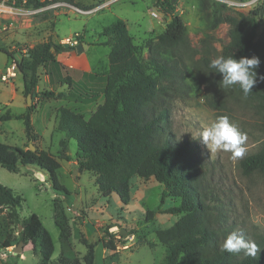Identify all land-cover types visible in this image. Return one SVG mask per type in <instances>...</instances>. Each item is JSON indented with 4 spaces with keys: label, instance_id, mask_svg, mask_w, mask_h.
<instances>
[{
    "label": "rangeland",
    "instance_id": "374dc122",
    "mask_svg": "<svg viewBox=\"0 0 264 264\" xmlns=\"http://www.w3.org/2000/svg\"><path fill=\"white\" fill-rule=\"evenodd\" d=\"M108 1H113L108 8L92 15H64L60 11L50 20L38 17L20 21L15 29L0 36V48L7 53L0 51V110L5 114L3 104L10 103L8 109L11 113H25L26 104L29 105L27 97L24 96L25 101L22 98L23 82L19 76L9 83L1 81V75L13 61L11 56L18 61L24 56L22 52L12 53L14 47L27 52L37 45L51 42L67 49L61 40L75 33L83 35L90 45L85 53L93 67L92 77L84 78L81 74L77 77L74 70L68 67V62L62 74L64 80L73 79L74 83L80 80L79 85L92 88L95 94L102 89L93 76L109 70L111 47L105 44L109 39L102 36L106 28L118 21L126 23L139 57L147 62L148 42L157 41L173 15L181 17L187 28L186 42L180 49L183 75L179 79L180 85L177 84L170 97L169 129L176 139L196 143L198 154L209 168V172L199 180L204 189L201 192L220 195L221 209L224 210L220 219L227 222L231 233L242 234L259 250L264 245V177L243 175L240 162L258 152L264 143V101L245 98L234 86L221 88L220 80L202 66V59L221 57L224 46L230 42L231 28L224 22L227 16L240 18L262 6V17L259 18L262 26L264 0H173L166 11L161 10L157 0H73V4L89 9ZM152 12L158 13L159 18H154ZM168 58L173 59L174 56L169 55ZM40 73V88L36 93H56L58 84L52 86L54 91L51 90V86L44 81L46 69L42 68ZM68 82L63 87L58 86L57 90L74 96ZM79 85L75 84L77 88ZM13 89L17 94L14 101ZM36 98L40 102L33 115V136L37 141L29 142L24 122L12 119L2 122L0 143L16 148L32 144L35 150L43 149L41 151L55 157L67 154L69 160L60 161L62 167L58 171V179L68 192L54 190L48 173L36 166L19 165L15 172L0 166V184L22 199L21 206L17 208L0 206V264H40L42 261L39 252L31 247L32 234L26 227L32 215L39 217L53 239L55 252L51 264H63L65 259L72 264L82 259L87 253L85 240L95 244L96 264H108V257L112 255H117L113 264H166L168 249L159 243L156 233L172 227L181 218L180 215L165 213L179 206V200L166 198L162 203L164 187L154 179L139 177L131 181V202L128 206H124L116 194L102 197L95 185L94 175L79 172L77 164L73 163L77 152L76 141L65 137L57 128L60 110L76 107L78 103L63 100V97L41 102L36 96L34 99L31 97V105ZM99 98L101 96L92 97V100H98L93 106L79 109L86 118L99 105ZM221 116H227L240 132L246 134L242 158L233 160L231 153L224 151L211 153L199 141V132ZM62 141L65 143L61 144ZM151 212L153 216L148 218ZM122 231L126 234L123 235ZM130 237L134 238L132 242ZM103 240L113 241L114 250L104 249ZM8 244L11 247H6ZM127 246L129 248L125 249ZM178 264H183L182 258Z\"/></svg>",
    "mask_w": 264,
    "mask_h": 264
},
{
    "label": "trees",
    "instance_id": "16d2710c",
    "mask_svg": "<svg viewBox=\"0 0 264 264\" xmlns=\"http://www.w3.org/2000/svg\"><path fill=\"white\" fill-rule=\"evenodd\" d=\"M67 1L73 4V0ZM172 1L157 0V5L166 11ZM262 11L261 6L240 18L227 16L224 19L230 25L231 39L224 46L221 57L237 60L259 58L257 83L247 97L264 101V79H261L264 77V24L261 26L259 21ZM186 31L182 18L173 15L157 41L148 42L149 60L146 62L139 57L126 23L118 21L106 28L102 36L108 37L112 44L109 72L98 83L102 91L95 94L92 88L85 85L77 88L72 85L71 79L57 77L63 68L58 57H67L74 49H64L51 42L37 45L29 49L18 64L23 94L26 97L31 95L32 99L39 96L43 100L65 97V93L52 91L36 93L39 69L52 66L53 72L49 73L52 85L69 81L71 91L77 97H104L102 104L89 118L69 108H62L58 129L68 139L76 141L77 169L94 175L95 185L102 197L116 194L121 203L128 206L131 202V181L139 177L154 179L164 187L162 203L166 198L179 200V206L165 213L180 215L181 218L172 227L156 233L159 243L168 249L166 264H178L181 258L183 264H264V245L256 250L255 255L244 251H221V245L231 231L227 222L220 219L224 212L220 195L201 192L204 189L199 180L209 172V168L198 154L196 143L176 139L169 129V101L183 75L180 49L186 42ZM110 42L105 44L109 45ZM0 51L6 53L1 48ZM169 55L174 58L169 59ZM211 60L203 58L202 66L221 81L222 76L209 68ZM234 87L243 95L238 85ZM33 109L32 104L26 114L17 117L24 122L29 142L35 140L30 123ZM62 160H69L67 154L55 157L37 148L30 151L29 144L25 148H16L0 143L2 168L15 172L19 165L36 166L48 173L54 190L67 193L58 179ZM240 168L245 176L258 174L264 177V143L258 152L241 160ZM21 203L19 196L0 184V206L17 208ZM151 216L153 212L148 214V218ZM26 227L32 234L31 247L41 255L42 264H51L55 246L50 233L37 215L30 216ZM102 244L107 250L115 248L113 241L103 240ZM84 245L87 253L72 264H96L95 244L85 240ZM116 256H109L108 264H113ZM63 264H70V261L65 259Z\"/></svg>",
    "mask_w": 264,
    "mask_h": 264
},
{
    "label": "clouds",
    "instance_id": "9594fccd",
    "mask_svg": "<svg viewBox=\"0 0 264 264\" xmlns=\"http://www.w3.org/2000/svg\"><path fill=\"white\" fill-rule=\"evenodd\" d=\"M260 65L257 57L235 59L232 57H219L211 60L209 68L222 76L221 88H230L238 85L246 98L257 83L256 69ZM261 79H264L262 77ZM199 141L207 147L211 153L224 151L231 153V158L237 160L245 154L243 147L247 140L246 134L240 132L232 124L227 116L219 117L211 126L199 132ZM257 245L253 241L245 240L242 234L230 233L221 245V251L255 255Z\"/></svg>",
    "mask_w": 264,
    "mask_h": 264
},
{
    "label": "built area",
    "instance_id": "2783aa9c",
    "mask_svg": "<svg viewBox=\"0 0 264 264\" xmlns=\"http://www.w3.org/2000/svg\"><path fill=\"white\" fill-rule=\"evenodd\" d=\"M112 2L113 1H108L96 7L83 9L69 3L67 0H0V36L15 29L17 23L20 21H31L38 17L50 20L60 11H62L63 13L61 14L64 15L68 13L92 15L108 8ZM151 15L154 18H159L156 12H152ZM83 40V35L75 33L61 40V44L76 50V48L83 43ZM11 52H22V54H25L26 50H20L14 47ZM19 62L20 61L13 57L11 65L7 66L5 73L1 75V81L3 83H9L10 80L18 77ZM129 240L132 242L134 238L130 237ZM124 248L128 249L129 247L127 246Z\"/></svg>",
    "mask_w": 264,
    "mask_h": 264
},
{
    "label": "crops",
    "instance_id": "0c3cea01",
    "mask_svg": "<svg viewBox=\"0 0 264 264\" xmlns=\"http://www.w3.org/2000/svg\"><path fill=\"white\" fill-rule=\"evenodd\" d=\"M108 38V37H107ZM109 39V38H108ZM109 42H110V40H109ZM106 43H108V41H106ZM83 45L84 44H87L86 42H85V40L83 41V43H82ZM88 45V47L87 48H84V50H83V52L81 53V54H78L77 52H76V50L75 51H72L67 57H65V56H59L58 58H59V61H60V64L63 66V68L62 69H60V73L59 74H57V77H59V79H62V78H64V75L62 74V72L65 70V66H67V65H65L66 64V62H68L69 63V65H68V67L70 68V69H72V70H74V73H75V75H77V77H79V75L81 74V76L82 77H92L91 76V74H93V73H91L92 72V70H93V67L91 66V64L88 62V59H87V56H86V51H88L89 49H90V45L89 44H87ZM107 46H109V47H111L112 48V44H111V42L109 43V45H107ZM67 58V59H66ZM64 59H66V61H64ZM42 68H44V67H41L40 69H39V83H38V86H37V88H36V90L38 89L39 90V88H40V81H41V73H40V70L42 69ZM53 67L51 66V67H48V69H46V68H44V69H46V75H45V79H44V81L49 85V87L51 86V90H53L54 91V89H52V83H51V81H50V78H49V73L50 72H53V69H52ZM108 72H109V70H107V72H105V73H98V74H95L94 76H93V79H96V80H98L99 81V83L103 80V79H105V77L107 76V74H108ZM19 77H20V75H18ZM21 78V77H20ZM82 79V78H81ZM76 82H78V83H74V81H73V79H72V85L73 86H75V84H77V85H79L80 83H81V81L80 80H77ZM84 84H86V83H84ZM62 85H64V84H58L57 86H56V90H55V92L56 93H63V92H61V91H58L57 90V87L58 86H62ZM63 87V86H62ZM23 91H24V86H23ZM23 100L25 101V99H24V94H23ZM64 99L63 100H71V101H73V102H77L78 103V105L76 106V107H66V108H69V109H71V110H74V111H76V112H79V113H82V114H84V112H82V110H79L80 108H82V109H84V108H87L88 106H93V104H94V102L95 101H98L97 99H95V100H92V99H87V98H85V97H77V95L75 94L74 96H70L69 94H66V96L65 97H63ZM103 98L104 97H101V98H99V100L101 99V101H100V103H99V105L100 104H102V102H103ZM17 99V94H16V92L14 91V89H13V97H12V100L14 101V100H16ZM41 102L42 101H45V100H43V99H41L40 100ZM26 102H27V98H26ZM40 102H39V99L38 98H36L35 99V103H33V106H34V109H33V111H32V113H31V116H30V123H31V126H32V131H33V133H34V127H35V119H34V117H33V115H34V113H35V111H36V108H38L39 106H38V104H39ZM5 105V106H4ZM9 105H11L10 103H8V104H3V106L4 107H6V113L4 114V111H2V110H0V126H2V122L3 121H5V120H12V119H17V117L18 116H21V115H24V114H26L27 113V109H28V107H29V105H27L26 104V112L25 113H17V114H14V113H11L10 112V110L8 109V107H9ZM74 108V109H73ZM85 115V114H84ZM3 116L5 117V118H3ZM86 116V115H85ZM19 120V119H18ZM23 121V120H22ZM57 128H58V122H57ZM59 130V129H58ZM25 131H26V128H25ZM26 135H27V133H26ZM65 137H66V135H65ZM63 139H65V138H63ZM37 141V138H35V142ZM27 145V144H26ZM25 148V147H24ZM41 150H43V149H41ZM73 163L74 164H76V161L74 160L73 161ZM62 166V165H61ZM107 253H105V257L107 256L108 257V255H106ZM40 264H42V261L40 262Z\"/></svg>",
    "mask_w": 264,
    "mask_h": 264
},
{
    "label": "water",
    "instance_id": "95a60500",
    "mask_svg": "<svg viewBox=\"0 0 264 264\" xmlns=\"http://www.w3.org/2000/svg\"><path fill=\"white\" fill-rule=\"evenodd\" d=\"M87 47H88L87 44H84V45L81 44V45H79V46L76 48V52H77L78 54H81V53L83 52L84 48H87ZM53 51H54V49H53ZM27 99H28V101H29V106H30V105H31V95L27 96ZM29 150H30V151H35V148L33 147L32 144L29 145ZM122 234L124 235V234H126V232H125V231H122Z\"/></svg>",
    "mask_w": 264,
    "mask_h": 264
}]
</instances>
